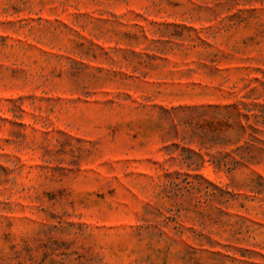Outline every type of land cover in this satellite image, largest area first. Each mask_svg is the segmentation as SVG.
Here are the masks:
<instances>
[{"label": "rangeland", "instance_id": "1", "mask_svg": "<svg viewBox=\"0 0 264 264\" xmlns=\"http://www.w3.org/2000/svg\"><path fill=\"white\" fill-rule=\"evenodd\" d=\"M0 264H264V0H0Z\"/></svg>", "mask_w": 264, "mask_h": 264}]
</instances>
